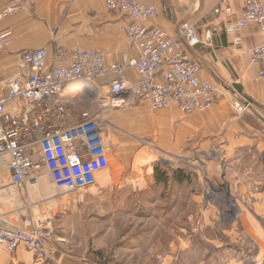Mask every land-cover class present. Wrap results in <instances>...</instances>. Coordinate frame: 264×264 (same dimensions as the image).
Returning a JSON list of instances; mask_svg holds the SVG:
<instances>
[{"label":"crops","instance_id":"0c3cea01","mask_svg":"<svg viewBox=\"0 0 264 264\" xmlns=\"http://www.w3.org/2000/svg\"><path fill=\"white\" fill-rule=\"evenodd\" d=\"M10 1L0 0V14ZM140 1L160 8L152 23L173 36H178L184 21L197 25L201 42L185 45V49L202 66V77L218 86L219 102L192 115L176 108L152 111L139 103L116 108L110 98H102L101 88L114 75L88 85L70 84L64 98L71 113L67 123L78 122L83 110L99 116L109 153V167L92 188L147 192L156 188L149 183L156 180L159 162L187 158L189 175L198 173L197 164H202L213 183L220 182L214 181L219 176L225 187H205L198 192L188 186V207L204 210L201 221L192 213L187 229L165 237L128 231L123 237L125 253L143 249V242L152 236L159 243L148 252L151 264H264V78L259 77L261 66L251 62V50L262 41L259 27L249 25L237 46L235 36L224 29L225 18L213 11L219 0ZM230 1L237 18L245 0ZM129 22L126 14L108 10L106 0H25L22 7L0 19V31H10L13 37L11 46L0 50V80L17 70L23 53L38 48H46L49 54L56 46L72 51L102 49L107 63L136 57L139 52L125 33ZM126 75L132 81L139 77L134 68ZM8 109L18 112L14 103ZM136 129L143 130V138L132 131ZM48 183L41 182L37 191L18 189L2 163L0 186L6 193L2 210L10 216L16 211L11 218L17 222L27 214L25 200L42 195ZM213 192L220 196L217 203L210 198ZM229 206L238 210L236 219L226 218ZM77 219L79 223L81 218ZM67 241L68 237L56 236L50 258L43 262L36 261L23 246L10 254L0 245V264H84V254L69 251Z\"/></svg>","mask_w":264,"mask_h":264},{"label":"built area","instance_id":"2783aa9c","mask_svg":"<svg viewBox=\"0 0 264 264\" xmlns=\"http://www.w3.org/2000/svg\"><path fill=\"white\" fill-rule=\"evenodd\" d=\"M24 3L11 0L0 19ZM106 5L111 12L130 17L125 33L139 52L136 57L107 63L102 49L72 51L56 46L49 54L46 48H38L23 53L17 70L0 80V165L6 164L11 183L18 189L37 191L41 182L52 183L36 199L25 200L23 211L27 214L17 222L11 218L16 211L10 216L2 210L6 193L0 186V245L10 254L23 246L36 261L48 260L55 238L54 216L51 209L39 212L36 208L53 197L87 191L109 167L100 117L83 110L78 122L66 121L71 113L64 98L70 84L88 85L114 75L101 88L102 98H110L116 108L139 103L152 111L176 108L192 115L219 102L218 86L202 77V66L185 49V45L201 42L195 23L182 22L178 36H173L152 23L160 12L155 4L106 0ZM213 11L225 18L224 29L235 36L237 46L249 25L259 27L262 41L251 50V62L261 66L259 77L264 78V1L245 0L237 18L230 0H219ZM12 42L10 31H0V50ZM130 68L139 75L136 81L126 75ZM11 103L17 106V113L8 109Z\"/></svg>","mask_w":264,"mask_h":264},{"label":"rangeland","instance_id":"374dc122","mask_svg":"<svg viewBox=\"0 0 264 264\" xmlns=\"http://www.w3.org/2000/svg\"><path fill=\"white\" fill-rule=\"evenodd\" d=\"M132 131L142 137L143 130ZM157 153L161 154L159 151ZM168 160L171 163L159 162L156 168L157 178L161 179L157 180L155 177L156 180L149 183L156 186L154 190L142 192L128 188L117 192L114 188L94 189L92 186L89 191L53 197L50 203L39 206L36 210L44 212L51 209L55 221V237H68L66 248L74 253L84 254V264H151L148 252L159 242L149 236L143 242V249L125 253L124 234L128 231L149 232L153 236L165 237L180 228L187 229L192 213L196 212L198 221L204 215L203 209L195 211L188 207V186L193 185L198 192L205 187H225L219 176L214 181L220 182L214 184L212 177L206 175L202 164H197L200 170L198 173L191 171L189 175L187 158ZM179 170H182L184 178L181 182L178 181ZM48 184L52 185L50 182ZM52 193L54 194V186ZM217 194L210 193V198L216 203L220 201ZM225 200L233 203L229 197ZM237 214L238 210L233 206L225 210L228 219H236ZM78 216L81 218L79 223ZM201 226L200 222L198 231Z\"/></svg>","mask_w":264,"mask_h":264},{"label":"trees","instance_id":"16d2710c","mask_svg":"<svg viewBox=\"0 0 264 264\" xmlns=\"http://www.w3.org/2000/svg\"><path fill=\"white\" fill-rule=\"evenodd\" d=\"M183 172H185V171H183ZM181 173V174H180ZM179 176H180V178H179V180L178 181H183L184 180V178H183V175H182V170H179V174H178ZM177 176V175H176ZM157 177H159V176H157V170H156V179L157 180H159V179H161V178H157ZM161 181V180H160Z\"/></svg>","mask_w":264,"mask_h":264}]
</instances>
